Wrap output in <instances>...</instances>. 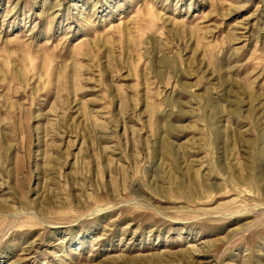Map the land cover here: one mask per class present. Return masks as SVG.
I'll return each mask as SVG.
<instances>
[{
	"label": "rangeland",
	"instance_id": "obj_1",
	"mask_svg": "<svg viewBox=\"0 0 264 264\" xmlns=\"http://www.w3.org/2000/svg\"><path fill=\"white\" fill-rule=\"evenodd\" d=\"M0 264H264V0H0Z\"/></svg>",
	"mask_w": 264,
	"mask_h": 264
}]
</instances>
